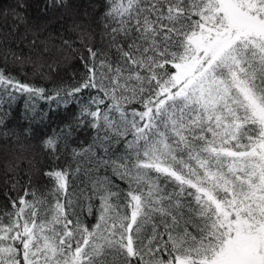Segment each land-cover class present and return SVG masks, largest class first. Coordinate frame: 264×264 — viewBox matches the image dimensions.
I'll list each match as a JSON object with an SVG mask.
<instances>
[{
  "label": "snow or ice",
  "instance_id": "6c2138e0",
  "mask_svg": "<svg viewBox=\"0 0 264 264\" xmlns=\"http://www.w3.org/2000/svg\"><path fill=\"white\" fill-rule=\"evenodd\" d=\"M28 7L0 2V45ZM88 7L78 67L37 69L52 87L0 67V140L54 164L5 162L0 264H264V0Z\"/></svg>",
  "mask_w": 264,
  "mask_h": 264
},
{
  "label": "trees",
  "instance_id": "16d2710c",
  "mask_svg": "<svg viewBox=\"0 0 264 264\" xmlns=\"http://www.w3.org/2000/svg\"><path fill=\"white\" fill-rule=\"evenodd\" d=\"M0 2L7 4L10 0H0ZM66 3L67 7L65 8L51 9L47 7V0H28L27 15L31 30L26 31V26L22 25L17 32L8 36L7 44L0 45V67H7L13 75L23 80L47 87H52V84L38 74L37 69L40 65H43L41 71L45 74L49 72L47 65L54 60H60L65 66L68 64L72 66L67 69V72L62 69L59 75L55 76L56 80L66 77L72 68L78 67L79 61L72 59V50H80L82 41L80 33L73 30V24L81 14L85 11H91V9L88 7V0H66ZM2 23L0 21V24ZM12 26L13 22L9 18L7 26L0 29V31L7 35L9 28ZM37 27L40 29L39 32L36 31ZM63 41H68L71 49L63 46ZM44 42H47L50 50L42 55ZM13 54L21 57V60H16ZM6 56L7 59H5ZM69 114L60 111L52 115L51 126L42 129L41 134L43 132H51V129L55 128L60 120L66 118ZM17 119H19L18 116ZM20 123L26 126L25 122L21 121ZM80 139H85L83 133L80 134ZM22 143L24 144L23 151L15 142L0 140V180L4 178L5 162L16 156L22 155L25 157L21 162V167L25 173L29 170L30 160L38 162V166L41 168L54 166L53 161L41 152L38 138L22 141ZM63 163L64 159L62 157L60 164L63 165ZM40 183L47 184V178L41 177ZM0 188H2V184H0Z\"/></svg>",
  "mask_w": 264,
  "mask_h": 264
}]
</instances>
